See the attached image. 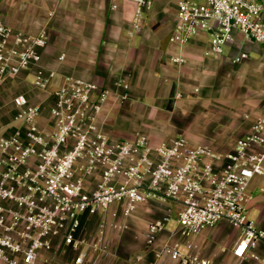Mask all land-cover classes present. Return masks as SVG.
<instances>
[{
    "label": "built area",
    "instance_id": "obj_1",
    "mask_svg": "<svg viewBox=\"0 0 264 264\" xmlns=\"http://www.w3.org/2000/svg\"><path fill=\"white\" fill-rule=\"evenodd\" d=\"M128 1L137 6L138 27L155 0ZM263 12L255 0H179L170 41L185 46L207 33L210 52L220 55L241 32L264 46ZM48 41L45 30L30 35L0 21V86L34 70L33 89L50 97L45 124L43 103L32 104L24 94L14 97L21 125L0 135V264H104L111 254L108 230L127 229L124 221L152 200L177 205L183 241L159 246L169 217L156 219L146 233L154 259L145 263L137 256L130 264H161L165 258L218 264L195 252L194 241L223 222L239 231L234 255L261 260L256 251L264 245V224L249 219L247 203L251 182L264 176V109L225 155L191 146L183 137L115 140L99 124L110 90L74 76L50 90L57 74L40 66ZM247 58L241 53L235 62ZM84 218L100 219L91 237L81 235ZM67 251L69 263L58 256Z\"/></svg>",
    "mask_w": 264,
    "mask_h": 264
},
{
    "label": "crops",
    "instance_id": "obj_2",
    "mask_svg": "<svg viewBox=\"0 0 264 264\" xmlns=\"http://www.w3.org/2000/svg\"><path fill=\"white\" fill-rule=\"evenodd\" d=\"M255 1L264 8V0ZM178 2L155 0L136 27L137 6L128 0L117 1L116 9L113 0H0V21L30 35L48 33L40 66L57 74L50 90L67 76L110 90L99 123L110 138L127 141L146 136L159 143L183 137L191 146L225 155L249 133L264 109V46L241 32L235 33L220 55L210 52L207 33L196 35L185 46L171 43ZM241 53L248 58L235 62ZM62 55L65 58L60 60ZM175 57L184 62L174 63ZM33 79L31 70L0 86V135L8 136L20 127L16 113L11 120L6 109H15L12 100L21 94L32 104H44L43 123L47 122L50 97L33 89ZM178 93L181 98L176 97ZM259 180L250 184L247 207L261 211L258 223L263 225L264 185H257ZM169 202L152 200L124 221L127 229H109L111 254L103 263L124 264L121 256L127 247L135 253L133 258L150 263L154 255L146 246L148 226L165 216L169 220L158 245L183 241L178 212L175 225L169 227L175 215ZM93 219H83L84 231ZM115 232L118 235L113 237ZM239 235L228 223H220L195 239L194 251L218 264H264V245L256 251L259 261L234 255ZM181 248L187 251L184 245ZM161 264L178 263L165 258Z\"/></svg>",
    "mask_w": 264,
    "mask_h": 264
},
{
    "label": "rangeland",
    "instance_id": "obj_3",
    "mask_svg": "<svg viewBox=\"0 0 264 264\" xmlns=\"http://www.w3.org/2000/svg\"><path fill=\"white\" fill-rule=\"evenodd\" d=\"M6 111L10 113L9 115H10V118L12 120L13 119V116H15L14 114L16 113L15 112L16 110L14 108H12L11 106H9V107H7ZM259 178H261V180H259ZM254 180L255 181L256 180H259L257 185H264V177H256V178H254ZM169 203H171L172 207H174V214H175L174 217H173V219L170 221L169 227L171 228V227H173L175 225L173 223V221L176 218V214L178 212V207H177L176 204H174L172 202H169ZM248 215H249V219L250 220H253V221L257 222V224H258L259 217L261 216V211L258 208H252V209L251 208H248ZM99 221H100L99 218H95L93 220H90L88 222L86 228H85V231L82 229L81 235H83L85 237H91L93 235V233L96 231ZM89 234H91V236H89ZM116 235H118V233L115 232L112 236L115 237ZM130 251H131V248L130 247H127V252H124L123 255L121 256V258H122L121 260L124 261V264H130V262H131V260H132V258L134 256V254H135V253H131ZM58 256L65 263H69L70 260H71L72 254L67 251V252H62Z\"/></svg>",
    "mask_w": 264,
    "mask_h": 264
}]
</instances>
